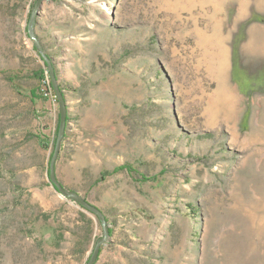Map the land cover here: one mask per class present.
<instances>
[{
    "label": "rangeland",
    "instance_id": "obj_1",
    "mask_svg": "<svg viewBox=\"0 0 264 264\" xmlns=\"http://www.w3.org/2000/svg\"><path fill=\"white\" fill-rule=\"evenodd\" d=\"M37 2L0 0V264H87ZM32 29L96 264H264V0H45Z\"/></svg>",
    "mask_w": 264,
    "mask_h": 264
},
{
    "label": "water",
    "instance_id": "obj_2",
    "mask_svg": "<svg viewBox=\"0 0 264 264\" xmlns=\"http://www.w3.org/2000/svg\"><path fill=\"white\" fill-rule=\"evenodd\" d=\"M44 1L45 0H38V2H37L36 8L33 12L32 17H31L29 32H30V36L35 40L36 48L41 53L43 59L47 63V66L49 68L50 75H51L52 88L56 94V97H57V100L59 103V108H60L59 135H58V140L56 143V149H55V152H54L52 159H51V162H50L49 177H50V180H51L52 184L54 185L55 189L62 196H64L66 199H70L71 201L78 203L80 206H82L83 208L87 209L88 211L96 214L100 218L101 223L103 224V227H104V234L97 241L95 249H94V251H93V253H92V255H91V257L87 263V264H96L98 262L99 257H100L102 246L105 243H107L110 239V230L106 225L107 219H106L104 213L99 208L90 204L88 201H86L78 193L70 192V191L66 190V188L58 181L57 173H56V161H57L58 154H59L60 143H61L63 136L66 133V129L68 126V105L66 102L65 95H64L63 91L61 90L60 86L58 85V79H57V76L55 73V69L53 67V62L43 52V49H42L38 39L34 35L33 29H32L33 23H34L35 19L37 18L38 11L41 8ZM48 1H52V0H48Z\"/></svg>",
    "mask_w": 264,
    "mask_h": 264
},
{
    "label": "trees",
    "instance_id": "obj_3",
    "mask_svg": "<svg viewBox=\"0 0 264 264\" xmlns=\"http://www.w3.org/2000/svg\"><path fill=\"white\" fill-rule=\"evenodd\" d=\"M49 71V70H48ZM49 74H50V72H48ZM45 79V77L42 79V80H44ZM9 81H10V83L13 85V88H14V90L15 91H17L18 93H19V95H24L23 94V89H21L19 86H18V84L16 83V79L15 78H13V77H10L9 78ZM30 96H31V100H32V102H35V100H37L38 99V97L36 96V94H35V92L34 91H32L31 93H30ZM38 140L40 139V137L39 136H37L36 137ZM122 169H126V170H129L130 172H133L134 170H133V168L132 167H123Z\"/></svg>",
    "mask_w": 264,
    "mask_h": 264
},
{
    "label": "built area",
    "instance_id": "obj_4",
    "mask_svg": "<svg viewBox=\"0 0 264 264\" xmlns=\"http://www.w3.org/2000/svg\"><path fill=\"white\" fill-rule=\"evenodd\" d=\"M44 86H45L44 91H45V95L46 96H48L50 93H51V95L54 94V93H52L53 91H52V88H51V82H50L49 78H47L44 81ZM48 90H50V92H48ZM54 98H55V102L58 101L56 96H54Z\"/></svg>",
    "mask_w": 264,
    "mask_h": 264
}]
</instances>
